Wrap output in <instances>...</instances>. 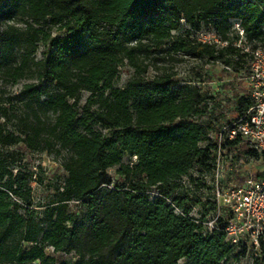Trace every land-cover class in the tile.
<instances>
[{"label": "trees", "instance_id": "1", "mask_svg": "<svg viewBox=\"0 0 264 264\" xmlns=\"http://www.w3.org/2000/svg\"><path fill=\"white\" fill-rule=\"evenodd\" d=\"M15 19L30 34L17 61L11 50L21 39L8 25ZM43 24L61 33L33 26ZM200 29L214 30L225 44L197 40ZM41 33L43 55L34 61ZM245 46L264 47V0H0V69L14 80L32 71L38 82L58 87L40 99V84H26L21 92L29 94L33 119L22 122L25 137L0 132V142L34 147L42 139L68 151L64 182L40 221L20 211L21 202L30 204V179L0 156V264H224L232 245L222 229L203 234L188 215L200 199L180 183L187 176L199 181L192 171H214L221 127L205 120L211 96L188 82L177 87L166 72L149 82L133 76L122 87L115 79L123 61L143 71V60L162 53L227 65L250 61ZM82 92L88 95L79 106ZM250 104L239 97L236 114ZM43 107L51 109L50 119ZM109 168L120 181L106 188ZM255 177L264 179V170ZM71 202L82 208L81 217L68 211ZM259 243L263 255L255 264H264V240ZM48 246L72 258L57 262Z\"/></svg>", "mask_w": 264, "mask_h": 264}, {"label": "rangeland", "instance_id": "2", "mask_svg": "<svg viewBox=\"0 0 264 264\" xmlns=\"http://www.w3.org/2000/svg\"><path fill=\"white\" fill-rule=\"evenodd\" d=\"M8 25L15 28L13 30L15 36H19L21 39L19 45H16L11 50V56L17 61L25 48L26 39L30 37V34L26 29V23L22 21L15 19L9 21ZM33 26L41 28L44 32H49L50 36L61 33L55 26H49L48 24ZM5 28L6 26L2 27V29ZM43 36L44 34L42 33L39 35L40 40L34 54V61L43 55L44 46L43 42H41ZM156 57L157 60H153L152 57L143 60V65H145L143 71H136L131 65L123 61L119 67L115 85L122 87L133 76L149 82L155 75L166 72L173 76L177 87L184 82L200 86L211 96L209 100V115L206 119H203L211 122L216 130L232 121L237 115L235 104L239 97H247L251 100V96L248 95L250 92V82L247 77L249 73L248 57H245L243 62L230 65L219 59H196L181 52L173 55L172 58L168 57L166 53L158 54ZM10 63L13 64V61ZM35 75V72L30 71L14 80L5 70L0 69L1 134L13 133L14 135H19L22 139L25 137L26 127L22 122L27 117L33 119L31 111L26 106L29 94L21 92L26 84H40V91L43 92L40 99L45 97V92L55 93L58 91V87L48 81L38 82ZM87 95V92L81 93L79 106L84 104ZM42 112L46 119L51 117L50 108L43 107L40 113ZM214 129L209 134L212 139L216 138L218 132ZM44 132L47 134L48 128L44 127ZM39 142L34 147H29L25 141L12 145H3L0 142V156L7 168L13 172L16 170L21 171L30 179V204L21 202L22 208L20 211L40 221L44 206L58 196V191L64 182L65 171L63 163L68 157V151L60 149L53 142L50 145L45 144L42 139ZM250 149L253 148L248 141H242L235 145L221 146L216 154V159H218L217 175L214 171L200 172L195 170L191 172V175L198 178L199 181L189 182L188 176L183 178L186 184L190 185L193 197L200 199V202L193 207L192 214L200 215L202 213L209 215L212 213L216 183L223 189L241 185L245 178L249 176L255 177L258 171L264 170V153L262 154L255 150L253 153H248ZM133 161L134 158L124 157L125 163H132ZM103 179L104 183L102 185L106 188L112 187L120 181L114 168L107 169L104 172ZM68 211L75 213L78 217H81L83 213L82 208L72 202L68 204ZM227 212L225 210L221 213L223 220L229 216ZM261 237L264 240V232ZM231 247V252L224 264H255V259L263 255V252L260 251V246L255 247L251 238L246 234H243L239 242ZM46 251L57 262L68 261L72 258L71 254L53 252L49 246L46 247ZM177 264H187V262L185 259H180Z\"/></svg>", "mask_w": 264, "mask_h": 264}, {"label": "built area", "instance_id": "3", "mask_svg": "<svg viewBox=\"0 0 264 264\" xmlns=\"http://www.w3.org/2000/svg\"><path fill=\"white\" fill-rule=\"evenodd\" d=\"M232 23L239 36L242 37L243 30L239 23L237 21ZM195 35L201 42L225 44V41H221L214 30L200 29ZM244 51L252 54L247 76L250 82L251 104L232 121L221 127L217 136V152L224 141L237 137L250 142L253 150L261 153L264 151V47L251 50L245 46ZM214 172L217 175L218 159L215 161ZM180 183L190 188L184 179ZM214 196L211 214L201 218V215L192 214L193 209L188 214L196 223L202 225L203 234H212L222 229L224 240L230 245H236L240 237L246 234L251 238L252 244L259 247V241L263 240L261 234L264 232V179L249 176L241 185L226 189L216 183ZM225 210L228 211L229 216L223 220L221 213ZM175 212L181 213V209L175 208ZM220 222L224 225L222 228L219 226Z\"/></svg>", "mask_w": 264, "mask_h": 264}]
</instances>
